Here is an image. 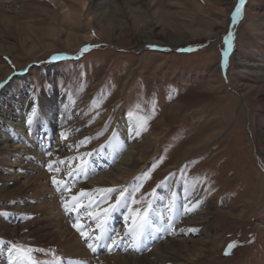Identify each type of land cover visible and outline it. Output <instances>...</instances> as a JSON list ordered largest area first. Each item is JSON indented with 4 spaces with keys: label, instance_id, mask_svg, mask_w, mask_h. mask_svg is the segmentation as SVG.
<instances>
[{
    "label": "rangeland",
    "instance_id": "rangeland-1",
    "mask_svg": "<svg viewBox=\"0 0 264 264\" xmlns=\"http://www.w3.org/2000/svg\"><path fill=\"white\" fill-rule=\"evenodd\" d=\"M190 1L57 0L53 4L48 0H0L2 104L13 112L25 106L30 92L37 100L42 93L49 95L51 89L57 92L55 103L69 104L67 117L54 115L57 124L50 130L51 146L46 151L51 155H43L54 160V168L61 169L57 175L60 179L70 171L68 162L61 164L60 160L71 158L75 150H79L76 157L93 151L124 120L128 136L136 137L135 151L148 139L154 141L135 175L121 183L129 193L136 184L143 185L135 193L137 200L155 189V196L146 197L153 203L157 201L152 211H167L172 192L185 201V175L189 180L206 178L195 191L189 189L188 199L210 202L211 207L202 215L207 219L199 224L198 231L167 234V238L216 239L214 250L195 264H264V195L261 203L253 198L262 188L260 182L264 185V161L249 144L252 136L248 126L252 123L246 117L244 101L231 87L232 82L253 86L260 83L253 73L258 65L264 67V0H245L235 25L230 12L237 0H194L202 10ZM248 11L259 16L252 26ZM99 26L104 30L110 26L109 38L106 32L98 35ZM143 31L152 43L136 48L134 42L143 38ZM229 32L232 36L226 41ZM84 38L88 39L80 44L78 41ZM85 45L98 47L81 53ZM53 55L68 58L53 61ZM5 85L8 88H3ZM210 85L215 87L213 99L188 103L172 127H165L163 119L175 101L205 91ZM153 103L155 114L147 123V131L135 136L138 117L149 113ZM76 128L84 135L73 143ZM61 131L71 137L69 142L61 138ZM215 131L219 133L202 145V136ZM235 133L239 138L231 139ZM54 145L57 151H63V158L54 157ZM102 166L105 168V164ZM4 169L0 166V173ZM108 169L106 166L103 171ZM257 172H261L260 179ZM165 177L169 179L157 187ZM261 190L264 193V186ZM128 197L131 203L132 197ZM19 200L25 199L18 194L0 199V211L8 213L0 219L15 225L28 222L30 219L21 218L26 214L18 209ZM146 206L141 203L133 208ZM240 210L246 211L244 220L235 218ZM126 212L125 208L121 210L123 216ZM0 240L5 242L0 244V264H7L2 258L8 257L4 247L12 243L32 248V258L41 264L54 259L45 248L44 252L35 251L43 247L32 238L0 235ZM233 241L236 246L226 254Z\"/></svg>",
    "mask_w": 264,
    "mask_h": 264
},
{
    "label": "bare ground",
    "instance_id": "bare-ground-1",
    "mask_svg": "<svg viewBox=\"0 0 264 264\" xmlns=\"http://www.w3.org/2000/svg\"><path fill=\"white\" fill-rule=\"evenodd\" d=\"M48 1L55 4L57 0ZM190 2L194 3L198 10H202V6L196 5L194 0ZM224 11L227 10L224 9ZM247 17L248 23L251 26L258 22L259 16H255L253 11H250ZM105 32L109 38L110 26H107L106 30L100 26L98 27L99 36L104 35ZM142 33L143 38L136 39L134 42V47L136 48H139L145 43H152V38L144 31ZM87 39L88 38H84L78 42L81 44ZM257 68V71L254 72L253 75H255L254 79H260L259 85L253 86L249 83L235 85L232 82L231 87L235 88L236 94L244 101L246 117L248 121H250V124L252 123L251 126H248V130L252 136L250 139L248 138L249 144L257 150L256 152L260 159L264 161V151L261 150V147L264 148V67L263 65H258ZM7 85L3 88H6ZM214 89L215 87L210 85L205 91L193 92L175 101L174 104L170 106L165 119H163L165 127H172L176 120L180 118L188 103L194 102L195 100L205 102L213 99L215 97L213 94ZM29 94L25 106L22 109L15 108V110L11 112V109L3 106V104H5L3 103L5 99L0 92V155H2L0 158V166L5 167L0 173V199L10 198L18 194L21 199L26 200H19L21 202H19L18 209L31 217L28 222L17 225L8 224L0 219V235H6L8 237L26 236L32 238L37 244L41 243L43 249L45 248L49 251L52 256L54 251L55 256L60 257L59 264H69V261L76 260L84 261V264H195L199 263L207 253L214 250L216 239L214 240L209 236L194 239L181 236L180 238L174 239L167 238L168 235L164 241L160 240L150 249L148 245L151 241L156 240L150 235L139 252L132 249H125V251L117 249L109 253L106 249L98 248L96 253H92L87 248V245L82 243L84 239L81 238L79 232L72 227L73 222L71 219H74L75 222L77 213H70L72 217L70 216L66 219V216L59 211L61 195H63L66 200H69L70 204L78 202L82 205V207L78 209L79 219L83 220L80 223L84 231L93 233V230H96L97 221L92 216H89V213L97 212L99 208H106L108 204L115 202V197L119 195V190L123 189V184L132 177L140 167L139 165L147 158L149 151L147 149L150 148L154 141L148 139L146 142H143V144H140L141 147L139 146L135 151L136 137L128 136L127 123L124 120L119 121L114 130L110 131V136L107 141L95 147L93 151L88 152L92 153L90 157H83L89 161L88 174L86 176L81 175L71 179L70 182H68L71 185L70 192H57L51 183V177L53 175H58V173L47 171L44 162L47 158L46 155H43L46 148L49 149L51 146L50 129L57 124L54 115L57 114L67 117L70 110L69 104L65 101L55 103L57 92L53 89L50 90L49 95L42 93L37 100L33 97L32 92ZM33 109H35L36 114L33 117L32 125L29 127L27 124V116ZM67 128L69 129V127ZM77 129L78 128L74 129L75 135L72 138L73 143L81 140L84 135L82 131H78ZM216 133L218 134L219 131L212 132L207 137L202 136L200 140L201 144L203 145L211 141ZM237 135L238 133H235L230 138H239ZM70 138L71 137H67L66 142H69ZM51 148H55L54 153L56 154L54 157L57 159H61V157L63 158V156H65L63 151H57L56 145ZM77 151L79 152V150H75L71 153V158L76 157ZM135 154H139V156L134 157ZM47 160L54 161L52 159ZM78 162V160H73L72 167ZM104 164L105 168L106 166L109 167L108 170L103 171L105 168L102 165ZM260 173L261 172H257V179H260ZM261 186L262 188L264 186L262 182H260V187ZM108 187H118L116 192L110 194L111 198L109 202L102 206L98 205L95 209L92 207H85L88 205L90 197L98 198L99 193H96L94 191L95 189ZM261 189L259 193H255L253 196V198H256L257 203L263 199L264 193ZM81 190L85 192V195L76 202L71 201L70 197L81 192ZM256 190L255 188V191ZM176 201L177 211L174 220L177 221L184 218L180 225L175 226L176 234H186L189 229H197L204 218L207 219L202 215L205 211L204 209L207 210L211 207L210 202L201 203V206L197 207L193 212L181 215L182 204L185 201L179 196L176 197ZM156 202L157 201L154 203ZM121 210L112 213L109 221V226L111 228H114L113 224L115 221L113 220L122 217ZM157 214H164L166 217L168 213L152 212V219L159 224L161 221ZM245 214L246 211L240 210V213H238L235 218L244 220ZM89 222H93V226L90 228L86 227ZM118 222H120V220H118ZM123 223L121 232L124 230V220ZM180 229L184 231L181 232L179 231ZM200 232L199 230V233ZM164 233L165 232L155 233L154 235L156 237ZM187 243H189V245H186Z\"/></svg>",
    "mask_w": 264,
    "mask_h": 264
},
{
    "label": "snow or ice",
    "instance_id": "snow-or-ice-1",
    "mask_svg": "<svg viewBox=\"0 0 264 264\" xmlns=\"http://www.w3.org/2000/svg\"><path fill=\"white\" fill-rule=\"evenodd\" d=\"M245 3V0H237L234 9L230 12L231 23L235 25L238 22V18L242 16V8ZM232 36V33L229 32L228 36L225 38L226 41ZM89 47H98V45H85L84 48L81 49V53L87 51ZM148 47H155L154 45H148ZM68 57L62 55H53L51 60H59L65 59ZM98 106V105H96ZM136 109L140 110L141 105L137 104ZM36 111L35 109L32 110L31 113L27 116V124L29 127L33 123V117L35 116ZM155 114V105L153 103L152 110L142 116L138 117L137 124L134 128L135 136H139L142 131H147V123ZM129 115H133V113H129ZM60 136L62 139H67V134L65 131H61ZM88 138H85L87 140ZM112 139V138H110ZM80 143H84L81 141ZM80 145L77 144L76 147L78 148ZM103 147V146H101ZM46 155H51V153H46ZM92 153H84L81 154V157H72V158H65V160H60L61 164H64L66 161L69 164L70 171L65 174L64 179H59L57 175H53L51 177V183L54 186L57 192H70L71 185L68 183L69 180L79 177L81 175L86 176L88 174L89 168L88 164L89 161L82 157H90ZM72 160H78L79 162L72 167ZM54 161H49L45 167H47L49 172H60L59 168H54ZM172 174H169V177ZM169 177H165L164 181H161L157 187H160L164 184L165 181L169 179ZM144 178H148V174H145ZM137 181L141 180V177L135 178ZM206 178L195 177L189 180L185 175L184 183H185V202L182 204V212L181 215L188 214L193 212L197 207H199L201 201L196 200L192 202L188 199L189 189L191 191H195L198 184H203ZM143 185L141 183L136 184L131 192L129 193V189L124 187L122 190H119V195L115 197V202L108 204L106 208H99L97 212H90L89 216H92L96 221V233H90L88 231L83 230V226L79 220V212L78 209L82 207L80 203H73L70 204L69 200H66L63 195H61V206L65 210V213H77V219L75 222L72 223V227L79 232L82 239L85 240L87 248L92 252L96 253L98 248L106 249L109 253L116 251L117 249L125 250V249H132L134 251L139 252L141 248L144 246L145 241L152 235V238L155 239V233H163L167 232L169 235H175L176 229L174 225L175 213L177 211V201H176V193L172 192L171 197L167 204V213L168 215L165 217L164 214H157L161 223L157 224L152 219V207L153 201L147 200L146 197L151 195L155 196V189L152 190V193H146L140 200L135 198V193L140 191V188ZM118 187H108V188H97L94 191L99 193L98 198H89V203L85 207L91 208L94 206L99 205L103 202L106 198L110 196L111 193L116 192ZM127 194V195H126ZM85 192L81 190V192L76 193L70 197L71 201L76 202L79 198L83 197ZM131 196V203L128 202V196ZM146 203V207H135L133 205ZM123 208L127 209V212L124 214V221L125 226L123 232L117 231L109 226V221L111 219V215L113 212L119 211ZM0 215H8L7 212L0 211ZM22 219H30V216L21 214ZM130 221V223H129ZM179 231L183 232V229ZM188 231H198V229H189ZM250 242V241H249ZM5 243L3 240H0V244ZM236 246V242L233 241L228 245V248L225 250L227 254L230 249ZM34 250L32 248L25 249L24 246H18L15 243H12L10 246L7 247V255H8V264H41V262L36 261L32 258V252ZM35 251L44 252V249H36ZM54 260L51 262H46V264H58L60 261V257L55 256V252L53 251ZM69 264H84V261L76 260V261H69Z\"/></svg>",
    "mask_w": 264,
    "mask_h": 264
}]
</instances>
